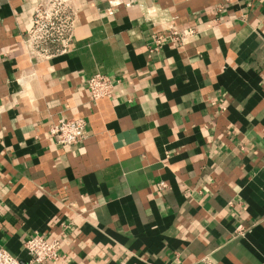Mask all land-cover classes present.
Wrapping results in <instances>:
<instances>
[{"label":"crops","instance_id":"crops-1","mask_svg":"<svg viewBox=\"0 0 264 264\" xmlns=\"http://www.w3.org/2000/svg\"><path fill=\"white\" fill-rule=\"evenodd\" d=\"M36 1L0 0V247L25 263L40 234L60 241L45 264H264V0H74L71 51L40 60ZM98 72L116 86L94 101ZM63 117L85 120L81 142H55Z\"/></svg>","mask_w":264,"mask_h":264},{"label":"built area","instance_id":"built-area-1","mask_svg":"<svg viewBox=\"0 0 264 264\" xmlns=\"http://www.w3.org/2000/svg\"><path fill=\"white\" fill-rule=\"evenodd\" d=\"M77 9L74 0H37L26 27L25 46L29 55L36 60L49 59L69 53L72 49ZM196 27L184 30L171 28L155 33L149 46L154 52L171 40L185 43L193 37ZM115 84L103 73H95L86 80V89L92 100L110 97ZM86 122L83 118H60L50 128L55 142L61 145H75L85 137ZM242 226L235 229L236 234L245 232ZM23 249L29 256L22 263L16 256L0 247V264H45L58 258L59 239L47 240L43 235H29L23 240Z\"/></svg>","mask_w":264,"mask_h":264}]
</instances>
